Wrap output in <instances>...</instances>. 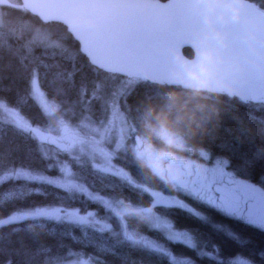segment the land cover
Here are the masks:
<instances>
[{
	"label": "trees",
	"instance_id": "obj_1",
	"mask_svg": "<svg viewBox=\"0 0 264 264\" xmlns=\"http://www.w3.org/2000/svg\"><path fill=\"white\" fill-rule=\"evenodd\" d=\"M5 1L0 0V103L29 126L47 127L50 120L32 96L36 83L60 107L103 118L108 82L123 75L90 65L62 25L41 23L20 0ZM244 1L264 12V0ZM183 54L191 57L189 49ZM119 100L125 117L155 150L173 151L154 131L160 127L173 131L187 148L225 160L235 177L264 190V101L183 90L148 79L132 85ZM41 140L0 119V221L16 212L49 207L101 214V201L95 197L148 206L151 193H172L151 169L127 153L118 154L113 163L128 181L68 162L71 179L82 186L65 188L57 183L62 156L44 155ZM184 202L192 211L155 210L175 229L187 232L188 243L169 240L134 220L124 221L122 227L111 218L112 228L101 231L36 217L0 225V264H60L72 258L90 264H238L235 259L264 264V230L199 201ZM124 228L156 243L162 252L129 242L122 236Z\"/></svg>",
	"mask_w": 264,
	"mask_h": 264
},
{
	"label": "water",
	"instance_id": "obj_2",
	"mask_svg": "<svg viewBox=\"0 0 264 264\" xmlns=\"http://www.w3.org/2000/svg\"><path fill=\"white\" fill-rule=\"evenodd\" d=\"M20 3L41 23L62 25L99 70L143 76L183 90L264 101V12L244 0ZM43 139L58 152L66 150V144L54 137ZM133 141L141 146L137 136ZM258 213L257 204L250 201L242 217L250 220Z\"/></svg>",
	"mask_w": 264,
	"mask_h": 264
},
{
	"label": "rangeland",
	"instance_id": "obj_3",
	"mask_svg": "<svg viewBox=\"0 0 264 264\" xmlns=\"http://www.w3.org/2000/svg\"><path fill=\"white\" fill-rule=\"evenodd\" d=\"M1 1L6 2L5 0ZM143 80H146L143 76H121L120 78L113 76L110 82H108L109 87L105 97L106 110L104 117L101 119H94L86 114V112L79 111L75 107L67 109L60 107L48 100L36 83H32V96L43 113L49 118V125L44 128L31 127L21 116L3 103H0V119L27 130L39 140L42 139L41 148L44 155L55 159L59 158L57 154L62 156L58 165L61 177L57 180V183H61L63 187L66 186L65 188L75 190L82 186L71 179L68 162L87 164L92 170L103 176L114 175L128 181L125 173L123 174L122 170L113 163L118 154L127 153L132 154L133 157L151 169L168 186L172 193L170 195L159 192L151 193L152 202L148 206L134 205L124 199L112 200L95 197L98 199V202L101 201V205L97 204L101 209V214L96 211L78 212L77 210L53 207L39 208L13 213L1 220L0 225L23 219L47 217L55 221L72 223L95 230L109 231L112 228L111 218L120 222L122 227L124 221L134 220L145 224L150 229L157 230L169 240L188 243L191 239L190 235L185 231L175 229L172 223L159 215L155 209L159 207H178L192 211L184 202L186 198L191 199L189 192L183 190L178 185L170 184L165 178L163 169V164L169 159H182L185 162H189V157L192 156L201 157L206 161L213 159L209 168L211 171L215 173L220 172L221 175L231 178L228 181L232 182V179H234L238 186L244 187L246 192L263 206L264 190L235 177L228 170L225 160L211 158L208 153L202 150L193 151L187 148L179 134L161 127L153 133L156 138L170 146L173 151H157L149 145L143 136L133 127V124L125 117L119 102V98L132 85ZM104 82L107 84V80H104ZM134 136H137L141 141L139 148L135 146L133 141ZM46 137H54L58 141L65 143L66 150L58 152L56 149L50 148L43 139ZM21 174L18 173V175ZM131 184L139 189H143L142 185L139 186L134 182H131ZM262 213H264V206ZM258 215L246 221L264 230V216L258 217ZM240 217L243 218L242 216ZM118 234L120 235L119 231ZM122 236L135 245L162 252L161 247L156 246V243L154 244L146 237H138V234L127 228H124ZM234 261L238 264H249L243 259H235ZM60 264L90 263L83 259L72 258Z\"/></svg>",
	"mask_w": 264,
	"mask_h": 264
},
{
	"label": "flooded vegetation",
	"instance_id": "obj_4",
	"mask_svg": "<svg viewBox=\"0 0 264 264\" xmlns=\"http://www.w3.org/2000/svg\"><path fill=\"white\" fill-rule=\"evenodd\" d=\"M212 160L206 161L198 156L189 157V162L169 159L163 164L165 178L170 184L188 191L191 199L222 213L240 217L247 203L254 201L259 209L258 217L264 216L262 213L264 204L262 206L255 201L244 187L236 184L234 179L228 182L231 178L209 169ZM231 198H237V201H232Z\"/></svg>",
	"mask_w": 264,
	"mask_h": 264
}]
</instances>
